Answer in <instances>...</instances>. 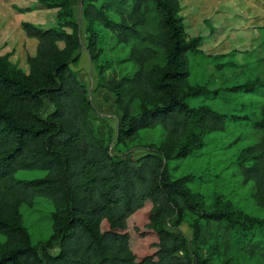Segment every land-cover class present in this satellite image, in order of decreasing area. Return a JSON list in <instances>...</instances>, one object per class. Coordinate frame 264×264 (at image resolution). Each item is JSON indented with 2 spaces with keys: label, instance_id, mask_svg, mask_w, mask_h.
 I'll list each match as a JSON object with an SVG mask.
<instances>
[{
  "label": "trees",
  "instance_id": "1",
  "mask_svg": "<svg viewBox=\"0 0 264 264\" xmlns=\"http://www.w3.org/2000/svg\"><path fill=\"white\" fill-rule=\"evenodd\" d=\"M42 1L57 8V22L39 27L23 21L26 35L37 39L29 71L0 58V264H192L200 253L188 252L186 235L165 226L166 218L178 221L186 208L204 218L194 225L196 237L201 228L218 226L228 234L243 227L263 233L264 214L208 210L183 177H172L169 161L192 151L195 131L224 129L228 117L207 104L187 102L220 88L183 83L189 73L187 52L197 51L199 37L185 38L176 16L178 0H82L91 59L101 53L105 29L128 47L127 59L134 65L131 72L104 79L105 69H98L121 110L117 140L124 142L141 129L162 128L159 144L126 157L110 152L89 122L86 85L70 66L80 45L70 0ZM257 88L255 80L226 87ZM254 125L261 135L247 147L251 162L242 166V173L253 180L252 195L264 209V119ZM19 169L45 173L17 177ZM38 197L55 207L54 252L40 253L16 214L20 204ZM258 236L246 248L264 255V238ZM205 239L201 235L198 242ZM218 243L215 239L211 247L217 249Z\"/></svg>",
  "mask_w": 264,
  "mask_h": 264
},
{
  "label": "rangeland",
  "instance_id": "2",
  "mask_svg": "<svg viewBox=\"0 0 264 264\" xmlns=\"http://www.w3.org/2000/svg\"><path fill=\"white\" fill-rule=\"evenodd\" d=\"M70 3L80 28V45L70 66L86 85L91 105L89 122L110 152L122 157L141 155L148 151L149 144L160 143L161 126L141 129L119 142L117 121L121 110L113 92L98 77L100 65L105 69L103 79L133 71V62L127 59L128 47L115 42L111 32L104 29L100 38L101 53L92 60L87 49L82 1L70 0ZM56 12V7H46L42 0H0V58L27 73L35 56L37 39L26 35L22 23L30 21L39 27L56 25ZM176 16L185 38L199 37L197 51L187 52L189 73L183 83L220 88L217 93L190 96L188 104H207L228 117L224 129L195 131L192 151L169 161L172 177H183L194 197L208 210L225 208L241 216L263 215L264 209L252 195L253 180L244 177L242 166L250 164L247 147L261 135L254 122L264 119V0H178ZM247 80H255L258 88L254 91L226 89ZM231 114L237 116L232 119ZM44 173V170L19 169L14 175L31 178ZM54 209L53 202L43 197L30 204L22 203L16 209L40 253L58 249L57 243L50 245ZM203 221L204 218L189 208L183 210L180 220L176 216L165 220L166 227L186 235L188 252L200 253L198 262L193 258L192 264H264V255L246 248L247 242L257 240L258 233V238H264V227L263 233L243 227L230 234L225 233L223 226L209 230L203 227L196 237L194 225ZM201 235L206 242H198ZM215 239L219 242L217 249L211 247ZM3 241L0 233V248Z\"/></svg>",
  "mask_w": 264,
  "mask_h": 264
},
{
  "label": "water",
  "instance_id": "3",
  "mask_svg": "<svg viewBox=\"0 0 264 264\" xmlns=\"http://www.w3.org/2000/svg\"><path fill=\"white\" fill-rule=\"evenodd\" d=\"M82 1V0H81Z\"/></svg>",
  "mask_w": 264,
  "mask_h": 264
}]
</instances>
